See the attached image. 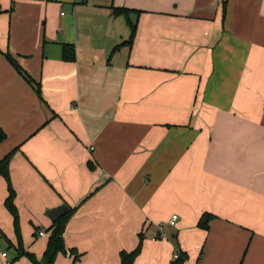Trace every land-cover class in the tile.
<instances>
[{"label": "crops", "instance_id": "obj_1", "mask_svg": "<svg viewBox=\"0 0 264 264\" xmlns=\"http://www.w3.org/2000/svg\"><path fill=\"white\" fill-rule=\"evenodd\" d=\"M113 7L137 12L132 44L116 50L130 30ZM0 8V51L26 73L0 52V159L17 148L9 171L24 250L42 256L48 210L65 204L78 206L63 234L74 264H120L139 232L135 264H173L176 252L183 264H264V0ZM64 43L74 61L61 59ZM6 196L0 176V264H32L10 262ZM203 213L214 216L206 230Z\"/></svg>", "mask_w": 264, "mask_h": 264}, {"label": "trees", "instance_id": "obj_2", "mask_svg": "<svg viewBox=\"0 0 264 264\" xmlns=\"http://www.w3.org/2000/svg\"><path fill=\"white\" fill-rule=\"evenodd\" d=\"M4 10L0 8V14ZM136 11L124 7H113V14L116 16H123L127 26L129 27L130 34L128 39L121 42L120 44L114 47V50L121 47L122 45L130 46L134 39L136 33V23L137 21H132L130 18V14ZM225 16V7H223V17ZM1 52V51H0ZM6 60L21 74L26 75V73L22 70L20 64L18 63L17 59L9 52H1ZM61 59L64 61H74L75 60V49L73 44L64 43L61 45ZM37 93L39 94V85L37 86ZM6 138V133L0 127V143L4 141ZM17 148L12 149L8 152L2 159H0V176H2L6 182V190L7 196L4 200V206L7 211L10 213L13 219V228L14 233L16 236V256L12 258L10 262H14L21 256L27 257L32 264H54L56 256L59 253H67L69 252L72 255V264L76 262L79 258V254L75 251V249H69L67 251L63 234L66 228V224L71 217V215L76 211L78 206L76 207H69L68 210L60 215L59 217L53 218L52 223L47 228V232L49 233L45 250L40 258H37L33 253L24 250L23 243H22V236L20 230V221H19V213L18 209L15 204V197L16 191L11 182L10 178V171H9V163L10 159L12 158L13 154ZM88 167L93 168L92 164L88 162ZM214 216L210 213H203L198 221V227L202 229H208V223ZM144 240L143 232H139L138 234V243L136 247L130 251L121 250L119 253L120 257V264H135V259L139 255L142 249V242ZM187 259L186 253L179 254V258L174 260L173 264H183L184 261Z\"/></svg>", "mask_w": 264, "mask_h": 264}, {"label": "water", "instance_id": "obj_3", "mask_svg": "<svg viewBox=\"0 0 264 264\" xmlns=\"http://www.w3.org/2000/svg\"><path fill=\"white\" fill-rule=\"evenodd\" d=\"M68 209V206L65 204H62L56 208L48 210V215L51 218H56L59 217L60 215L64 214Z\"/></svg>", "mask_w": 264, "mask_h": 264}, {"label": "built area", "instance_id": "obj_4", "mask_svg": "<svg viewBox=\"0 0 264 264\" xmlns=\"http://www.w3.org/2000/svg\"><path fill=\"white\" fill-rule=\"evenodd\" d=\"M176 220H177V215L176 214H173L170 218H169V220L167 221V225L168 226H174L175 225V223H176ZM45 234V232L43 231V230H39L38 231V235L39 236H42V235H44ZM179 252H176L174 255H173V259L174 260H176V259H178L179 258ZM3 256H5V253H3Z\"/></svg>", "mask_w": 264, "mask_h": 264}]
</instances>
